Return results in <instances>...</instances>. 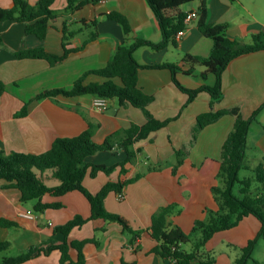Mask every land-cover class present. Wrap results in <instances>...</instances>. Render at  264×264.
Instances as JSON below:
<instances>
[{"label":"crops","instance_id":"crops-1","mask_svg":"<svg viewBox=\"0 0 264 264\" xmlns=\"http://www.w3.org/2000/svg\"><path fill=\"white\" fill-rule=\"evenodd\" d=\"M36 3L38 0H29ZM67 0H56L53 7L62 10ZM202 1L196 0L180 7L189 13L198 11ZM14 0H0V8H9ZM209 23H228L227 35L232 39L251 42L254 34L264 32V0H206ZM117 10L125 14L132 27L129 37L122 26L105 14ZM98 19V35L89 39L91 29L82 28L81 20ZM68 31H78L71 39V45L78 47L69 56L52 65L42 58H19L21 50L44 46L48 51L63 54L64 23ZM0 81L5 91L0 95V152L13 151L42 153L51 148L58 137L78 135L94 126L93 139L103 143L116 132L129 128L133 123L147 122L145 112L130 103L121 104L117 98L108 99L109 108L100 111L95 106L98 96L91 94L64 96L54 95L32 100L37 94L54 88L68 89L86 71L104 67L117 48L128 38H144L153 42L163 39L156 14L148 0H98L81 10L61 15L50 23L44 40L25 31V23L7 20L0 22ZM213 47V40L203 34L198 17L186 23V32L178 43H170L164 49L142 46L135 51V57L142 65L176 64V76L187 88L196 89L202 85L213 86L216 75H201L202 69L183 61L186 54L206 56ZM97 75H89L86 82L104 81ZM120 82V79H116ZM139 86L153 96L148 105L150 112L161 120L170 119L162 129L141 139L134 145L141 148L137 159L128 164V172L121 175L120 168L110 175L99 172L84 178L85 186L97 193L108 181L119 177L132 178L138 172H145L137 181L126 186L124 193L111 192L105 201L108 210L119 213L136 229H144L135 245L123 233L118 222L91 219L82 227H75L70 240L95 238L99 244L88 242L84 246L86 264H173L153 252L156 240L148 229L153 215L162 207L177 204L178 214L171 220L190 233L194 222L205 217V210L218 208L212 187L218 184L217 175L222 163L223 145L234 127L236 115L227 114L219 121L198 128V116L206 111L238 107L244 117L251 116L264 104V50L242 54L230 61L222 73L223 92L221 98L211 107L212 96L202 91L188 103V94L173 80L169 67L139 69ZM27 101V112L22 114ZM122 135L116 137L110 151H100L88 160L94 163L114 164L125 158ZM177 151L184 152L182 163L176 173ZM264 164V108L252 121L247 138L244 166L253 170ZM161 169L147 170L150 166ZM52 172L45 173L48 177ZM53 182V183H52ZM49 183L56 184L50 180ZM0 181V218L14 221L16 225L0 226V243L8 241L10 248L6 255H17L30 246L50 239H62L54 227L66 223L76 214L89 217L90 203L78 190L63 196H44L45 202H61L60 208H47L44 212L34 210V202H22L21 192L16 187H4ZM262 223L249 215L236 226L219 231L207 242L205 250L215 258V264H233L242 248L260 232ZM260 238L253 253L261 250ZM190 248V244L186 245ZM17 254H10V253ZM71 256L77 259V251L71 249ZM60 251L41 254L22 264H60Z\"/></svg>","mask_w":264,"mask_h":264},{"label":"trees","instance_id":"trees-1","mask_svg":"<svg viewBox=\"0 0 264 264\" xmlns=\"http://www.w3.org/2000/svg\"><path fill=\"white\" fill-rule=\"evenodd\" d=\"M56 0H38L32 3L29 0H14L9 8H0V22L7 20L25 23V31L28 35H34L44 40L48 34L52 20L61 15H66L81 10L89 3L98 0H67V6L58 10L53 7ZM196 0H148L156 14L163 39L153 42L144 38H129L114 52L108 63L101 68L91 69L80 76L68 89L54 88L37 94L32 100H39L54 95L76 96L91 94L108 99L117 98L121 104L130 103L141 108L146 116L147 122L143 125L133 123L123 131L109 135L103 143H97L93 139L94 126L91 125L82 133L71 137H58L50 149L42 153H29L13 151L11 153L0 152V181H4V187H16L21 192L22 202H34V210L44 212L47 208H60L61 202H45L44 196H63L66 193L78 190L90 203L91 213L89 217L76 214L66 223L56 225L54 231L62 235V239H50L39 244L30 246L17 255H4L0 264H22L41 254H50L53 250L60 251V264H86L84 246L88 242L99 244L95 238L84 240H70L69 236L75 227H82L91 219H104L110 222H118L122 231L128 236V240L135 245L141 237L144 229H134L129 220L119 213L107 209L105 201L111 192L124 193L126 186L137 181L145 172H138L132 178L119 177L117 180L108 181L97 193L90 191L84 184V178L89 173L92 177L99 172L110 175L114 170L120 168L121 175L128 172L127 165L134 162L141 148L135 149L134 145L141 139L148 138L152 133L164 128L170 119L161 120L155 117L148 105L153 96L145 93L139 86V69L141 67L162 68L169 67L173 71L174 83L188 94V103L193 101L202 91H207L212 96L211 107L221 98L223 92L222 73L231 60L250 52L264 50V32L254 34L251 42L232 39L227 35L228 23H209L207 20L206 0L198 10V25L203 34L213 40V47L206 56L186 54L183 61L191 65L188 72L195 67L202 69L201 75L206 78L209 74L216 75V83L213 86L202 85L196 89H190L181 84L176 76V64H149L142 65L135 57L136 49L146 46L152 49H164L170 43L177 44V34L186 29L185 18L188 13L180 10L182 5ZM109 19L118 22L126 37L132 32L128 17L120 11L113 10L105 14ZM82 28H90L89 39L98 35V19L81 20ZM63 54L48 51L44 46L18 51L19 58H42L48 60L52 65L65 60L71 52L78 47L71 45V39L78 31H68L67 21L63 27ZM2 37L0 35V44ZM89 75H97L104 81L86 82ZM117 78L120 82H117ZM5 83L0 81V95L5 91ZM26 102L22 114L27 112ZM264 108V104L254 111L249 117H244L238 107L231 109L210 110L198 116V128L219 121L227 114L236 115L234 127L224 142L222 150V163L217 175L218 184L212 187L214 198L218 208L205 210V217L198 218L194 222L190 233L186 232L180 225L171 220V216L178 214L180 208L177 204L162 207L152 217V223L148 232L156 240L157 244L153 252L163 258L170 259L173 264H215V258L205 250L207 242L215 233L236 226L244 217L253 215L262 223L258 235L251 239L242 248L233 264H260L253 257L254 249L260 238H264V164H259L253 169L254 176L241 177L240 172L244 166L246 155L247 138L250 125ZM122 135V145L125 149V158L114 164L94 163L88 159L100 151H110L114 147L116 137ZM184 152L177 151V163L173 171L176 173L178 166L182 163ZM159 166H150L147 170L161 169ZM51 170V176L45 175V171ZM57 180L56 184L49 183ZM16 225L14 221L0 218V226L11 227ZM190 244L187 249L186 245ZM10 248L8 241L0 243V252ZM71 249L77 251V259L71 256Z\"/></svg>","mask_w":264,"mask_h":264},{"label":"built area","instance_id":"built-area-1","mask_svg":"<svg viewBox=\"0 0 264 264\" xmlns=\"http://www.w3.org/2000/svg\"><path fill=\"white\" fill-rule=\"evenodd\" d=\"M199 16L198 11H191L187 14L185 18V22H190V20L197 18ZM186 32V29L180 30L177 34V38L180 39ZM95 106L100 111H106L109 108L108 98L106 97H98L95 101Z\"/></svg>","mask_w":264,"mask_h":264},{"label":"rangeland","instance_id":"rangeland-1","mask_svg":"<svg viewBox=\"0 0 264 264\" xmlns=\"http://www.w3.org/2000/svg\"><path fill=\"white\" fill-rule=\"evenodd\" d=\"M46 172L49 173V172H51V170L47 169L44 173H46ZM240 176L241 177H245V176H250L251 177V176H254V172H253V170H250V169H247V168H243L241 170V172H240ZM53 181L57 182V180H55V179H53ZM6 254L7 253L0 252V261H1L2 257L4 255H6ZM10 254H17V253L15 252V253H10ZM255 255H257L259 258L262 259V262H260V264H264V240L261 242V250H258V252H256Z\"/></svg>","mask_w":264,"mask_h":264}]
</instances>
